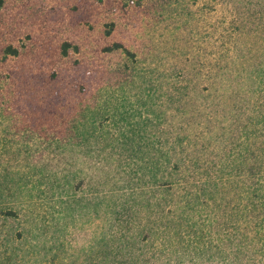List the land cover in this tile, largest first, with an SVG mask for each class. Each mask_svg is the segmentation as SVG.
Wrapping results in <instances>:
<instances>
[{"label":"trees","instance_id":"1","mask_svg":"<svg viewBox=\"0 0 264 264\" xmlns=\"http://www.w3.org/2000/svg\"><path fill=\"white\" fill-rule=\"evenodd\" d=\"M215 4L230 14L218 16L215 61L202 72L182 68L162 91L135 66L114 84L97 68L70 87L73 97L60 88L43 121L26 112L24 122L46 123L54 156L29 173L2 170L0 215L20 218L18 197L30 204L39 189L55 200L54 220H107L92 244L99 264L264 254V0ZM244 35L255 42L242 45ZM102 50L136 61L119 41Z\"/></svg>","mask_w":264,"mask_h":264},{"label":"rangeland","instance_id":"2","mask_svg":"<svg viewBox=\"0 0 264 264\" xmlns=\"http://www.w3.org/2000/svg\"><path fill=\"white\" fill-rule=\"evenodd\" d=\"M229 9L215 0H4L0 6V176L2 170L10 176L29 173L32 166L54 156L52 140H46L42 131L46 123L39 127L24 122L26 112L43 121L60 88L73 97L70 87L92 80L97 68L105 83L114 84L128 73L124 65L135 66L149 84L162 82L164 91L182 68L195 75L203 64L214 63V25L221 13L230 14ZM255 40L244 35L241 43L250 45ZM114 41L135 52L136 61L102 50ZM66 42L69 46L63 53ZM7 45L18 54H6ZM39 191L33 190L30 204L22 194L16 199L20 218L0 215V264H97L100 256L92 244L109 222L84 217L54 220L55 200ZM183 262L195 264L189 257ZM206 263L264 264V254L245 248Z\"/></svg>","mask_w":264,"mask_h":264}]
</instances>
